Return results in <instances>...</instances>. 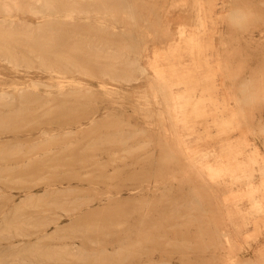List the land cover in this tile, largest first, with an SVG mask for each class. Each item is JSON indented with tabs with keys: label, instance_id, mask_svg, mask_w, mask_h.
I'll list each match as a JSON object with an SVG mask.
<instances>
[{
	"label": "rangeland",
	"instance_id": "rangeland-1",
	"mask_svg": "<svg viewBox=\"0 0 264 264\" xmlns=\"http://www.w3.org/2000/svg\"><path fill=\"white\" fill-rule=\"evenodd\" d=\"M49 1L0 12V264H264V0Z\"/></svg>",
	"mask_w": 264,
	"mask_h": 264
},
{
	"label": "bare ground",
	"instance_id": "bare-ground-1",
	"mask_svg": "<svg viewBox=\"0 0 264 264\" xmlns=\"http://www.w3.org/2000/svg\"><path fill=\"white\" fill-rule=\"evenodd\" d=\"M121 2H125V0H120ZM37 2H39L40 3V7H48V6H52V3L49 1V0H10L9 2H7V0H0V9H1V14L3 13V15H5V13L7 14L8 12H9V10L11 9V8H16V9H20L21 11L23 10V11H31V12H38V11H41L40 9H38V7H37V5H36V3ZM131 4V3H130ZM128 5V4H127ZM131 9V8H130ZM53 11H55V9L53 10ZM72 11H70L69 13H71ZM134 12V11H133ZM43 13V15H45V13L44 12H42ZM73 13V12H72ZM71 18V17H70ZM131 19H132V16L130 17ZM134 19V18H133ZM61 20V19H60ZM128 20V19H127ZM5 21V18H3V19H1L0 20V38H4L5 36H3V35H10V30H8L6 27H5V25L3 24V22ZM10 22V21H9ZM54 22H56V21H54ZM11 23V22H10ZM56 23H58V22H56ZM60 23V25H61V22H59ZM62 23H65V22H62ZM134 23V22H133ZM134 26V25H133ZM57 27H58V25H57ZM60 28V27H59ZM61 29H63V27L61 28ZM196 29V28H195ZM66 30L67 29H65V32H66ZM69 30V29H68ZM70 31V30H69ZM93 31V30H92ZM99 30H97V31H95L96 33L98 32ZM9 32V33H8ZM62 32V31H61ZM64 32V33H65ZM68 32V31H67ZM110 32V31H109ZM106 33V32H105ZM108 33V32H107ZM183 33V32H182ZM125 34V33H124ZM62 35V34H61ZM129 35V34H128ZM56 38V37H55ZM20 39V38H19ZM22 40V39H21ZM0 41H2V40H0ZM51 41V40H50ZM33 42V41H32ZM58 42H61V41H58ZM19 44V43H18ZM53 44V43H52ZM87 44V43H86ZM89 44V43H88ZM98 45H99V43H97ZM5 44H3V43H0V49L2 50V51H4L3 53H5L7 56H9V57H14V54H12V53H10L8 50H6L7 48L4 46ZM31 45V44H30ZM54 45H56V44H54ZM95 45V44H94ZM93 45V46H94ZM59 46V47H58ZM60 46L61 45H58L57 44V47H55V48H60ZM85 46V45H84ZM84 46H82V47H80L79 46V48L80 49H84L85 47ZM86 46H89V45H86ZM21 47H23V46H21ZM64 46H62V48H63ZM76 47H78V46H76ZM95 47V46H94ZM104 47V46H103ZM61 48V49H62ZM75 48V47H74ZM88 48H90V47H88ZM94 49H96L95 51H97V48H94ZM55 50H57V49H55ZM60 50V49H59ZM84 50H86V49H84ZM83 50V51H84ZM92 50V49H91ZM99 50V49H98ZM106 50H107V48H106ZM76 51V50H75ZM89 51H90V49H89ZM62 53H63V50L61 51ZM101 52V51H100ZM98 53H99V51H98ZM57 55H58V53H57ZM120 55H122V54H120ZM25 56V55H24ZM51 56V55H50ZM49 56V57H50ZM123 56V55H122ZM61 57V56H60ZM86 57V56H85ZM54 58V57H53ZM122 58V57H121ZM129 58V57H128ZM12 59V58H11ZM32 59V58H31ZM51 59H52V57H51ZM53 61H54V59H52ZM57 60L58 61H56V63L58 64L57 65V67H59V68H62L63 70H60V71H66L65 69L66 68H68L69 66H68V61H65V60H62L61 58H57ZM33 63H35L34 61H33ZM128 63V62H127ZM132 63V62H131ZM28 64V63H27ZM43 66H45V68H54V67H49L48 66V64L45 62V61H43L42 63H41ZM133 66V65H132ZM52 70H56L57 71V69H52ZM104 72V71H103ZM105 74V73H104ZM220 83V82H219ZM61 84V83H60ZM221 84V83H220ZM104 90V89H103ZM42 93V92H41ZM16 95V94H15ZM226 95H227V93H226ZM19 98V97H18ZM28 98H30V97H28ZM28 100V99H27ZM225 136V135H224ZM241 147V146H240ZM256 147V146H255ZM192 148V147H191ZM190 149V148H189ZM250 149V148H249ZM238 151V150H237ZM240 151V150H239ZM252 152V151H251ZM256 152V151H255ZM187 155V154H186ZM232 156H233V154H232ZM251 156V155H250ZM253 157V156H252ZM256 157V156H255ZM235 158V157H234ZM264 158V157H263ZM214 159V158H213ZM233 159V157L231 158V160ZM240 159V158H239ZM236 160V159H235ZM234 161V160H233ZM233 161H230L229 160V162H233ZM223 163V162H222ZM237 163V162H236ZM230 164V163H229ZM238 165H239V162H238ZM245 169V168H244ZM233 170V169H232ZM200 171V170H199ZM261 179V178H260ZM249 186H250V183H249ZM261 202V201H260Z\"/></svg>",
	"mask_w": 264,
	"mask_h": 264
}]
</instances>
